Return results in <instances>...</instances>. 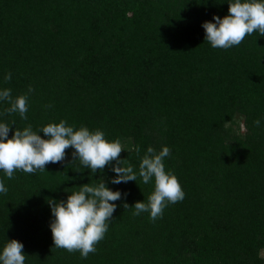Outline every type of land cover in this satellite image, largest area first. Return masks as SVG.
<instances>
[{
    "label": "trees",
    "instance_id": "16d2710c",
    "mask_svg": "<svg viewBox=\"0 0 264 264\" xmlns=\"http://www.w3.org/2000/svg\"><path fill=\"white\" fill-rule=\"evenodd\" d=\"M228 3L0 0V91L15 98L34 89L27 119L0 101V123L37 133L61 120L101 130L137 173L112 184L111 165L93 174L71 161V148L44 171L15 170L9 179L0 170L8 189L0 193V252L16 239L25 264H264V36L256 31L228 49L205 41L203 22L226 16ZM149 146L170 149L165 171L185 193L155 221L131 207L154 191V179L138 175ZM103 180L122 198L96 251L85 259L55 247L48 199Z\"/></svg>",
    "mask_w": 264,
    "mask_h": 264
},
{
    "label": "clouds",
    "instance_id": "9594fccd",
    "mask_svg": "<svg viewBox=\"0 0 264 264\" xmlns=\"http://www.w3.org/2000/svg\"><path fill=\"white\" fill-rule=\"evenodd\" d=\"M205 41L213 48L228 49L239 45L247 35L256 31L264 36V0H229L228 14L221 18L213 16V21H204ZM11 73L4 77L10 81ZM34 89L29 86L27 93L13 98L11 89L0 91V101H7L11 106L6 113L18 112L22 119H27L28 94ZM47 107H51L48 105ZM259 127L260 120L253 121ZM13 134L9 138V132ZM43 132L42 138L39 133ZM39 133L31 126L21 130H13L7 123H0V170L11 179L15 170L24 173L44 171L46 165L63 163L66 159V149H73L71 161L80 163L91 170L93 174L102 171L106 165L116 176L112 184L127 183L137 180L133 167L122 166L127 161L120 159L122 145L119 140L109 142L101 130L90 131L87 127L74 130L66 121L49 123L43 126ZM140 154V147L135 149ZM170 155L167 146L156 152L149 146L141 158L138 175L144 184L154 179V191L148 196L147 202L136 201L133 215L143 212L150 214L155 221L162 218L163 210L168 203L175 204L184 199L185 193L178 178L171 172L165 171L164 159ZM116 163L113 165L112 162ZM8 189L0 181V193ZM124 196L127 193L123 194ZM122 193L106 187L103 180L98 185L83 184L79 191L70 194L66 200L48 199L54 219L50 223L54 246L66 249L69 253L79 251L82 258L96 251L95 245L103 239L108 230V222L112 220ZM111 202V203H110ZM124 209L130 206L125 202ZM24 245L16 239H10L0 252V264H25Z\"/></svg>",
    "mask_w": 264,
    "mask_h": 264
},
{
    "label": "rangeland",
    "instance_id": "374dc122",
    "mask_svg": "<svg viewBox=\"0 0 264 264\" xmlns=\"http://www.w3.org/2000/svg\"><path fill=\"white\" fill-rule=\"evenodd\" d=\"M263 61H264V59H263ZM238 124H240V126L242 127V130H244L243 118H236V121H235V123H233V125L238 126ZM262 254L264 256V250L262 251Z\"/></svg>",
    "mask_w": 264,
    "mask_h": 264
}]
</instances>
